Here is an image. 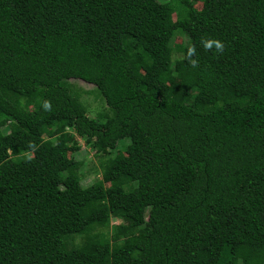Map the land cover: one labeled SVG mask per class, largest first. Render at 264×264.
I'll return each instance as SVG.
<instances>
[{
	"label": "trees",
	"instance_id": "trees-1",
	"mask_svg": "<svg viewBox=\"0 0 264 264\" xmlns=\"http://www.w3.org/2000/svg\"><path fill=\"white\" fill-rule=\"evenodd\" d=\"M0 264H264V0H0Z\"/></svg>",
	"mask_w": 264,
	"mask_h": 264
},
{
	"label": "rangeland",
	"instance_id": "rangeland-1",
	"mask_svg": "<svg viewBox=\"0 0 264 264\" xmlns=\"http://www.w3.org/2000/svg\"><path fill=\"white\" fill-rule=\"evenodd\" d=\"M160 1H168V0H160ZM196 9H202V3L198 2L195 4ZM186 40L181 37L177 36L174 38L172 43L173 48V61L176 59H180L181 55L178 53L177 48L185 44ZM69 85L74 93L79 96L80 102L86 107L87 115L90 118H97L98 114L103 112L106 109V105L104 100L98 96L95 91L94 86L86 84L82 81L78 80H71L69 81ZM80 146V151L74 154V158L76 161V168L79 171V174L82 178V184L84 186H88L98 180L101 179V170H100V158L99 156L95 155V152L91 149L87 148L84 144V141L76 138ZM114 155H118L119 157L124 156V149L123 145H118L116 151L113 152ZM67 158H71V153L66 154ZM122 224L121 220L112 219L110 223V227L108 230L104 232L105 237H109L113 227Z\"/></svg>",
	"mask_w": 264,
	"mask_h": 264
},
{
	"label": "clouds",
	"instance_id": "clouds-1",
	"mask_svg": "<svg viewBox=\"0 0 264 264\" xmlns=\"http://www.w3.org/2000/svg\"><path fill=\"white\" fill-rule=\"evenodd\" d=\"M203 45H204V48L207 50V49H212L213 46L215 47V49L218 51V52H222L223 49H224V45L218 41V40H207V41H203L202 42ZM195 51L196 49L193 47V48H190L189 49V55H193L195 54ZM193 65L196 64V61H192ZM44 110L45 111H50L51 110V103L50 102H45L44 105Z\"/></svg>",
	"mask_w": 264,
	"mask_h": 264
}]
</instances>
